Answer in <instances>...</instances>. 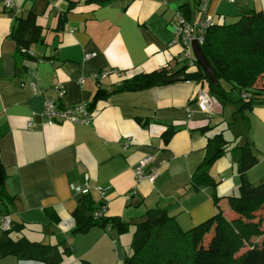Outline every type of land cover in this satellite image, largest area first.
<instances>
[{"label":"crops","instance_id":"1","mask_svg":"<svg viewBox=\"0 0 264 264\" xmlns=\"http://www.w3.org/2000/svg\"><path fill=\"white\" fill-rule=\"evenodd\" d=\"M202 1L116 0L100 6L94 0H16L6 9L0 0V238L18 225L23 231L10 235L14 241L25 237L72 249L62 264H124L137 223L150 211H166L184 230L216 215L215 195L230 213L228 199L241 186L231 151L209 169L216 187L192 183L207 157L208 138L220 133L234 146L252 145L259 162L247 178L252 185L264 182V101L247 111L246 120L234 118V107L212 96L206 81L116 91L138 74L182 67L183 48L172 44V25L184 6L199 22ZM262 11L264 0H209L208 15L233 24L247 12ZM30 13L43 33L30 47L33 59H26L13 34L18 19ZM104 72L111 74L97 80ZM221 85L232 92L227 82ZM58 86L65 90L62 98ZM99 89L111 95L96 102L90 124L47 123V98L61 108L90 106ZM200 91L212 98L210 112L198 106ZM170 128L176 132L165 143ZM149 156L161 172L154 184L135 173ZM86 186L96 206L106 205L107 218L130 224L128 233L93 227L74 234V213L84 197L75 188ZM0 264L43 263L0 256Z\"/></svg>","mask_w":264,"mask_h":264},{"label":"trees","instance_id":"2","mask_svg":"<svg viewBox=\"0 0 264 264\" xmlns=\"http://www.w3.org/2000/svg\"><path fill=\"white\" fill-rule=\"evenodd\" d=\"M114 1L94 0L100 6ZM71 8L73 2L69 5ZM182 12L192 21L193 14L188 6L182 7ZM42 33L33 13L26 19H18L13 37L19 56L33 59L30 47L41 40ZM201 47L216 75L217 83L209 81L208 73L201 64L196 62V67L191 70L189 61L183 59L179 69L162 68L152 73L138 74L125 80L116 91H141L179 81H206L212 96L234 107V118L241 116L247 120V111L264 101V84L259 85L264 76V12H247L233 24H218L213 20L205 31ZM222 81L231 85L232 92L225 91ZM109 95L111 92L99 89L90 109L94 108L98 100L106 99ZM175 132L174 128L167 130L163 135L164 142L169 143ZM229 151L236 158L241 177L239 194L228 199L230 213L222 211L220 198L215 195L214 202L218 209L216 215L198 226L184 230L175 217L166 211H150L137 223L131 244L132 253L124 264H264V182L252 185L247 178L248 171L259 162L252 145L246 143L234 146L223 133L208 138L207 157L194 175L192 183L195 187H216L209 169ZM4 177L5 171L0 162V178ZM100 206H96L89 195L83 197L74 213V234L87 233L93 227L105 231L117 229L122 235L130 231V224L119 218H107L105 215L96 218L95 213ZM1 215L7 217L9 212L1 211ZM22 231L21 226L11 225L4 232L7 239L0 238L1 257L14 256L19 260L62 264L66 257L73 254L72 249H63L61 245L32 242L25 237L18 241L11 239L12 233ZM259 239H263L260 244ZM84 264L91 263L85 261Z\"/></svg>","mask_w":264,"mask_h":264},{"label":"built area","instance_id":"3","mask_svg":"<svg viewBox=\"0 0 264 264\" xmlns=\"http://www.w3.org/2000/svg\"><path fill=\"white\" fill-rule=\"evenodd\" d=\"M15 4L16 0H5L6 9H13ZM208 8L209 0H203L200 7L202 18L199 22L188 20L182 13L179 12L172 25L174 34L172 44H180L182 46L184 59L189 61L191 70L196 67L195 64L197 62L192 51L193 42L197 41L202 46L205 38V31L213 23V18L208 15ZM109 74H111V72H104L100 75H96L95 77L97 80H100L102 78H106ZM56 91L59 98H62L65 95V90L61 86H58ZM197 103L202 112H210L212 110V98L205 91L199 92ZM43 115L49 125L64 122L88 125L92 122L94 117L88 104L61 108L57 100L54 98L46 99ZM135 173L139 181L147 180L150 184H154L161 172L155 165V158L149 156L139 162L135 168ZM75 190L84 196L89 195L90 193V189L87 186L85 188H75ZM100 190L102 191V189ZM105 210L106 205L102 204L100 209L96 211L95 217H103L105 215ZM4 229H7V222L4 224Z\"/></svg>","mask_w":264,"mask_h":264},{"label":"water","instance_id":"4","mask_svg":"<svg viewBox=\"0 0 264 264\" xmlns=\"http://www.w3.org/2000/svg\"><path fill=\"white\" fill-rule=\"evenodd\" d=\"M192 51H193V54H194L196 61L199 64H201L205 68V70L207 71L208 76H209V81L213 84L217 83L216 75H215V73L211 67V64L209 63L208 59L204 55L202 47L199 44V42H197V41L193 42Z\"/></svg>","mask_w":264,"mask_h":264},{"label":"rangeland","instance_id":"5","mask_svg":"<svg viewBox=\"0 0 264 264\" xmlns=\"http://www.w3.org/2000/svg\"><path fill=\"white\" fill-rule=\"evenodd\" d=\"M199 10H200V9H199ZM200 13H201V12L199 11V14H200ZM262 240H263V239H259V240H258V244H260V243L262 242Z\"/></svg>","mask_w":264,"mask_h":264}]
</instances>
